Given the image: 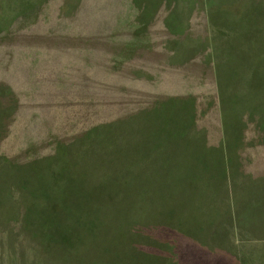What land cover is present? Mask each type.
I'll use <instances>...</instances> for the list:
<instances>
[{"label":"rangeland","instance_id":"rangeland-1","mask_svg":"<svg viewBox=\"0 0 264 264\" xmlns=\"http://www.w3.org/2000/svg\"><path fill=\"white\" fill-rule=\"evenodd\" d=\"M220 262L264 264V0H0V264Z\"/></svg>","mask_w":264,"mask_h":264},{"label":"crops","instance_id":"crops-1","mask_svg":"<svg viewBox=\"0 0 264 264\" xmlns=\"http://www.w3.org/2000/svg\"><path fill=\"white\" fill-rule=\"evenodd\" d=\"M210 189V188H209ZM206 190L211 191L210 194L206 193V196H209L208 201L206 205L209 206L213 209L212 210V219L210 221H208V225L207 227H211V228H219L221 230H216V231H211L210 232V236L212 238L209 239V236H207V241L205 240H201L200 237L194 234H192L191 232H188L189 236L188 238L184 239L182 242H184L183 244H188V252H203V251H211V253H221L224 250V246L223 244L227 243V240L225 239L226 236V232L224 231L226 228L230 227L231 225L233 227H237L239 226V224H236V221H232V223H229V219L225 216V218H223V214L221 211L218 210V212H220V218H217L219 216H217L216 212H217V208L220 207L221 209H227L228 207L232 206V201L231 199H229L228 197L230 196V193L228 190H224V194L222 193V189H218V188H211L210 190ZM194 191H196L194 189ZM236 191V190H235ZM226 192V193H225ZM237 195V193H236ZM223 212L228 213V210H223ZM189 226L191 227L192 222L189 221L188 222ZM208 234V233H207ZM181 243V242H180ZM203 245V246H202ZM212 245V246H211ZM223 246V248H222ZM185 250V249H184ZM221 261V259H220ZM219 264V263H218ZM220 264H222V262H220Z\"/></svg>","mask_w":264,"mask_h":264}]
</instances>
